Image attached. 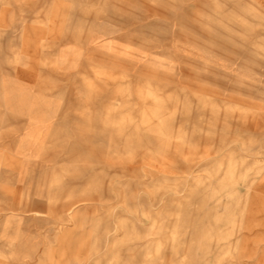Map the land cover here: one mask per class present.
Listing matches in <instances>:
<instances>
[{
	"label": "rangeland",
	"instance_id": "obj_1",
	"mask_svg": "<svg viewBox=\"0 0 264 264\" xmlns=\"http://www.w3.org/2000/svg\"><path fill=\"white\" fill-rule=\"evenodd\" d=\"M11 1L0 264H264V0Z\"/></svg>",
	"mask_w": 264,
	"mask_h": 264
},
{
	"label": "crops",
	"instance_id": "obj_2",
	"mask_svg": "<svg viewBox=\"0 0 264 264\" xmlns=\"http://www.w3.org/2000/svg\"><path fill=\"white\" fill-rule=\"evenodd\" d=\"M12 3H13V2H12L11 0H0V4H2V5H3V4H12ZM9 18H10V19H9L8 21L11 20L12 15H10ZM6 19H7V18H6ZM8 21H7V23H6V26H8V23H9ZM8 29H10V28H8ZM24 34H25V35H24L25 38H23V43H24V45H28V44L30 43V41H29V40H30V39H29L30 37L27 36L26 33H24ZM36 36H41V35H40V33L38 32V33H36ZM6 45L8 46V42L6 43ZM0 67H2V66H1V63H0Z\"/></svg>",
	"mask_w": 264,
	"mask_h": 264
}]
</instances>
